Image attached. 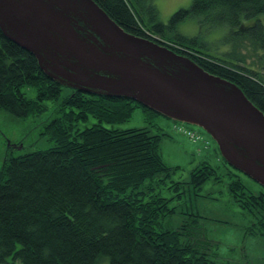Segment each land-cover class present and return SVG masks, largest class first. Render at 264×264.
I'll list each match as a JSON object with an SVG mask.
<instances>
[{"label":"trees","instance_id":"obj_1","mask_svg":"<svg viewBox=\"0 0 264 264\" xmlns=\"http://www.w3.org/2000/svg\"><path fill=\"white\" fill-rule=\"evenodd\" d=\"M94 1L128 33L157 41L236 83L264 112V77L245 66V53L235 58L238 63L228 61L208 49L198 34L184 36L176 29L196 16L216 32L238 30L236 52L243 50L246 39L257 59L264 60V0H192L167 23L159 20L151 0ZM25 85L34 87V99L25 96ZM62 87L40 70L32 54L0 31V108L17 117L39 114ZM134 107L156 114L130 99L70 89L58 108L60 115L42 130L53 145L17 156L6 153L0 168V261L11 257L21 264H98L107 257L110 264H232L203 251L200 239H206L198 213L188 214L194 218H184L179 228L162 225L161 219L175 210L168 206L171 199L154 188L173 169L161 157L163 134L101 125L128 119ZM89 116L98 123L77 129V122ZM213 172L202 162L191 171L188 184L199 189ZM181 184L172 181L169 186L175 197L181 195ZM241 188L239 180L232 181L236 196ZM240 194L242 200L236 201L257 212V223L264 227V188L258 194Z\"/></svg>","mask_w":264,"mask_h":264},{"label":"water","instance_id":"obj_2","mask_svg":"<svg viewBox=\"0 0 264 264\" xmlns=\"http://www.w3.org/2000/svg\"><path fill=\"white\" fill-rule=\"evenodd\" d=\"M0 31L60 86L201 128L227 164L264 188V112L236 83L128 33L94 0H0Z\"/></svg>","mask_w":264,"mask_h":264},{"label":"rangeland","instance_id":"obj_3","mask_svg":"<svg viewBox=\"0 0 264 264\" xmlns=\"http://www.w3.org/2000/svg\"><path fill=\"white\" fill-rule=\"evenodd\" d=\"M158 9L159 20L167 23L171 14L181 8H188L192 0H151ZM264 24V15L260 16ZM178 33L184 36L198 34L206 47L213 53L223 54L228 61H235L241 54H246L244 64L247 67L261 71L264 60L257 59L251 42L242 39L243 50L238 48L233 40L240 36V31L225 28L223 32L211 30L206 23H201L198 17L192 16L179 22L176 26ZM161 42L157 35L152 34ZM168 42V41H167ZM165 43V42H164ZM254 53V57H253ZM262 53L261 51H256ZM241 65H244L240 63ZM57 99L44 102L45 110L41 113L17 117L6 109L0 108V168L7 152L14 156L28 153L37 149H45L53 145L48 135L43 134L44 124L58 117V110L62 99L70 94L67 87L61 88ZM25 96L34 99V87H22ZM98 123L91 116L85 121L77 122V129H84ZM109 129L145 128L150 134H163L159 139V150L163 162L173 169L169 177L154 185L155 192L171 199L169 207H174L173 213L163 217L161 223L167 228H179L184 218L191 213L201 215L199 227L202 236L200 244L207 255L217 261H229L232 264H264V227L257 223L258 213H252L242 208L236 198L242 200L243 191L246 194H258L262 186L245 174L234 170L229 164L225 165L213 139L201 128L186 123L176 122L160 114H148L139 107H134L130 117L118 123H101ZM183 128L192 129L201 136L193 140L184 132ZM207 162L213 169V174L200 186L194 189L190 180L191 171ZM160 179V178H158ZM239 180L242 188L237 196L230 189L231 183ZM172 181L181 182V195L175 197L176 191L169 187ZM148 183V182H147ZM146 183V184H147ZM254 212V209H253ZM0 264H21L19 260L11 257L0 261ZM98 264H110L107 257H102Z\"/></svg>","mask_w":264,"mask_h":264},{"label":"built area","instance_id":"obj_4","mask_svg":"<svg viewBox=\"0 0 264 264\" xmlns=\"http://www.w3.org/2000/svg\"><path fill=\"white\" fill-rule=\"evenodd\" d=\"M179 130H182V132H184L186 135H188L193 140H196V139H200L201 138V136L199 134H197L195 131H193L192 129L183 128L181 126V129H179Z\"/></svg>","mask_w":264,"mask_h":264},{"label":"flooded vegetation","instance_id":"obj_5","mask_svg":"<svg viewBox=\"0 0 264 264\" xmlns=\"http://www.w3.org/2000/svg\"><path fill=\"white\" fill-rule=\"evenodd\" d=\"M260 69H261V71H260L261 72V75L264 77V66H261Z\"/></svg>","mask_w":264,"mask_h":264},{"label":"bare ground","instance_id":"obj_6","mask_svg":"<svg viewBox=\"0 0 264 264\" xmlns=\"http://www.w3.org/2000/svg\"><path fill=\"white\" fill-rule=\"evenodd\" d=\"M38 63V62H37ZM39 66V65H38ZM40 68V67H39ZM41 70V69H40ZM42 71V70H41ZM43 72V71H42ZM71 90H73V89H71Z\"/></svg>","mask_w":264,"mask_h":264}]
</instances>
